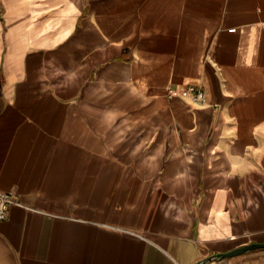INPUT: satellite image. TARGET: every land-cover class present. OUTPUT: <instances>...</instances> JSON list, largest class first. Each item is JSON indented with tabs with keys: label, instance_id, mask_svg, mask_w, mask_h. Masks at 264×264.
<instances>
[{
	"label": "crops",
	"instance_id": "obj_1",
	"mask_svg": "<svg viewBox=\"0 0 264 264\" xmlns=\"http://www.w3.org/2000/svg\"><path fill=\"white\" fill-rule=\"evenodd\" d=\"M263 26L264 0H0V264L264 243Z\"/></svg>",
	"mask_w": 264,
	"mask_h": 264
},
{
	"label": "built area",
	"instance_id": "obj_2",
	"mask_svg": "<svg viewBox=\"0 0 264 264\" xmlns=\"http://www.w3.org/2000/svg\"><path fill=\"white\" fill-rule=\"evenodd\" d=\"M168 94L170 97L179 96L182 98H189L194 102H199L204 98V91L198 85H188L179 90L177 93H173L170 90ZM11 201L12 200L10 195L0 193V220L5 219Z\"/></svg>",
	"mask_w": 264,
	"mask_h": 264
},
{
	"label": "water",
	"instance_id": "obj_3",
	"mask_svg": "<svg viewBox=\"0 0 264 264\" xmlns=\"http://www.w3.org/2000/svg\"><path fill=\"white\" fill-rule=\"evenodd\" d=\"M260 249H264V243L248 244V245L242 246L240 248L234 249L232 251L226 252L224 254L212 255L210 257H207V258L197 262L196 264H209L210 262L215 261V260H225V259L244 255L248 252L260 250Z\"/></svg>",
	"mask_w": 264,
	"mask_h": 264
}]
</instances>
